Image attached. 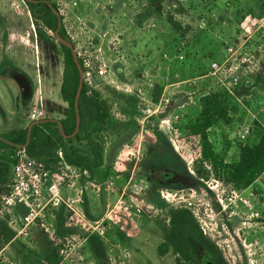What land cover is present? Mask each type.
Listing matches in <instances>:
<instances>
[{"label":"rangeland","instance_id":"374dc122","mask_svg":"<svg viewBox=\"0 0 264 264\" xmlns=\"http://www.w3.org/2000/svg\"><path fill=\"white\" fill-rule=\"evenodd\" d=\"M51 3L65 41L83 62V83L105 105L110 124H88V135L85 130L79 140L65 141L93 166L90 178L76 185L84 193V221L76 226L64 220L52 242L35 234L14 240L4 250L7 264H111V254L123 264H177L173 255H159L157 246L171 212L182 210L191 213L220 264H264V174L241 191L212 176L200 179L178 136L179 124L199 113V98L224 88L228 75L207 76V69L211 59L223 60L220 49L230 44L253 54L254 66L245 72L231 61L239 83L231 92L224 88L223 115L209 139L227 163L237 159L241 145L257 140L254 123L264 126V24L252 15L263 12L264 0ZM230 23L239 25L237 39ZM40 29L43 38L23 0H0V134L25 128L35 105L45 119L61 120L69 111L60 96L59 41ZM15 73L28 84L26 96ZM101 219L111 228L106 240L92 235L103 247L94 255L85 229Z\"/></svg>","mask_w":264,"mask_h":264},{"label":"trees","instance_id":"16d2710c","mask_svg":"<svg viewBox=\"0 0 264 264\" xmlns=\"http://www.w3.org/2000/svg\"><path fill=\"white\" fill-rule=\"evenodd\" d=\"M28 6L30 15L34 18L37 26V34L43 38L40 27H46L54 33L58 27V19L55 13L57 9L51 0H23ZM150 5L160 4L163 0H147ZM263 12L259 14V9H255L253 17L261 22L264 17ZM59 36L66 40L65 32L61 25ZM63 55L64 67L60 86L61 99L68 105L69 111L64 119L59 120V124L53 119H43L30 122L25 128L15 129L5 134H0V194L6 190L10 155L16 147L26 145L28 154L42 160L46 165H53L57 162V150L62 149L68 163L82 167L92 173V165L86 156L75 154L65 147V141L80 139L82 131L90 128H105L110 124V116L103 103L96 96L88 92L86 83H83L78 97V115L80 118L79 132L72 138L69 136L74 132L76 125V112L74 102L79 85V70L74 61L71 49L59 42ZM56 49V46L52 44ZM78 62L83 70V62L78 58ZM225 89H221L214 94H207L199 98V113L188 119H184L179 124V140L182 142L180 150L193 158V170L200 179H208L211 176L234 190H245L257 181L264 174V126L258 122L254 123L253 132L257 140L251 144H244L238 148L237 159L227 163L225 159L215 153L209 139V130L213 128L221 119L223 113V95ZM29 125H32L30 131ZM88 135V130L86 132ZM94 158H99L100 153L94 150ZM58 225H63L64 218L62 212L57 213ZM164 229V228H163ZM197 227L194 219L187 210L171 212L169 227L164 229V242L158 248L159 255L165 256L169 252L172 254L183 253L187 245V239L193 237ZM121 239L122 233H118ZM14 233L9 229L7 222L0 219V245H8L13 242ZM92 246L93 254L97 255V249L103 251L102 243L98 237L91 236L88 239ZM99 254L98 258L102 257ZM177 264H182L177 262Z\"/></svg>","mask_w":264,"mask_h":264},{"label":"built area","instance_id":"2783aa9c","mask_svg":"<svg viewBox=\"0 0 264 264\" xmlns=\"http://www.w3.org/2000/svg\"><path fill=\"white\" fill-rule=\"evenodd\" d=\"M261 24H264V19ZM240 47L226 44L223 60L218 62L211 59L207 69V76H217L220 73L228 75L229 78L221 83L229 92L239 83L238 68L231 61L242 63L245 72H251L254 66V55L241 52ZM179 58L182 59L183 56L180 55ZM100 73L103 71L100 70ZM28 118L30 122H35L45 119V115L35 105ZM56 154L57 162L49 167L42 160L30 156L23 146L12 150L6 190L0 194V219H4L9 229L15 233L13 240H29L32 238L33 229H38L46 241H54L57 231L56 217L61 209L66 212L69 222L76 221V226L78 222L84 221V193L76 185L81 178L89 179L90 173L82 167L68 163L61 148ZM94 224L97 227L83 228L87 232L86 239L95 234L101 240H106L110 223L101 219ZM5 249L6 247L0 249V264L8 263ZM124 255L128 256L129 253L125 252ZM120 260V256L116 254L109 255L111 264H123Z\"/></svg>","mask_w":264,"mask_h":264},{"label":"flooded vegetation","instance_id":"af4514ba","mask_svg":"<svg viewBox=\"0 0 264 264\" xmlns=\"http://www.w3.org/2000/svg\"><path fill=\"white\" fill-rule=\"evenodd\" d=\"M166 227H169V221L166 223ZM192 238L193 237L187 239V245L183 253L178 252L172 254V252H169L166 255H173L174 259L182 264H206L205 260H207L209 264H220L215 257L217 255L216 249L208 243L205 237L196 231L194 235L195 239ZM162 242H164V239L161 243ZM160 244L157 246L158 254Z\"/></svg>","mask_w":264,"mask_h":264},{"label":"water","instance_id":"95a60500","mask_svg":"<svg viewBox=\"0 0 264 264\" xmlns=\"http://www.w3.org/2000/svg\"><path fill=\"white\" fill-rule=\"evenodd\" d=\"M53 12L55 13V15L57 16L58 18V27H57V30L55 32V36L57 38V40L62 43L63 45L67 46L68 48L71 49V52H72V55H73V58H74V61L77 65V68L79 70V85H78V89H77V92H76V99H75V102H74V108H75V112H76V125H75V130L74 132L69 136L70 138L74 137L78 132H79V129H80V118H79V115H78V97H79V94L81 92V88L83 86V79H84V74H83V70L78 62V58H77V55L74 51V48L72 45H70L68 42H66L65 40H63L60 36H59V29L61 27V16L53 10ZM15 80L16 82L18 83L21 91H22V95L23 96H26L27 95V92L29 91V88H28V84L26 82V80L24 79V77L20 74H12L11 75ZM54 122L58 123L59 124V120H54ZM32 125H29L28 127V130L30 131ZM23 147L26 148V145H24ZM206 261V264H209V262L207 260ZM204 264V263H203Z\"/></svg>","mask_w":264,"mask_h":264},{"label":"crops","instance_id":"0c3cea01","mask_svg":"<svg viewBox=\"0 0 264 264\" xmlns=\"http://www.w3.org/2000/svg\"><path fill=\"white\" fill-rule=\"evenodd\" d=\"M255 19V18H254ZM262 22V21H261ZM261 22H259V26L261 25ZM230 26H231V28L229 29V32H230V36L232 37V38H235V39H237L236 37H237V35L235 34V31H237V30H239V25H235V26H233V24L232 23H230ZM235 35H236V37H235ZM233 40V39H232ZM245 44V43H244ZM185 45H186V43H185ZM189 47V45H186V47ZM187 50V49H186ZM208 54H211L212 55V53L209 51V53ZM220 55H221V57H223V49L221 48L220 49ZM53 165L51 164V165H49V167H52ZM59 212H62V215H63V217H65L64 218V220H65V222H67L68 220H67V215H66V212H64L63 211V209H61ZM69 222V221H68ZM64 223V222H63ZM55 225H56V229L59 227V225H58V221L56 220V223H55ZM65 228V227H64ZM13 232V231H12ZM37 232H39V234L37 233ZM14 233V232H13ZM35 234V236L37 237V235H40L43 239H45V237L42 235V233H41V231H39V230H36V229H33V231H32V235H34ZM14 235H15V233H14ZM46 240V239H45ZM14 241V240H13ZM10 244H8V245H5L4 247H8Z\"/></svg>","mask_w":264,"mask_h":264}]
</instances>
